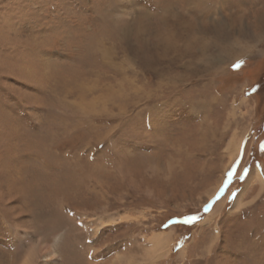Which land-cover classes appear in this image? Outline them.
<instances>
[{
  "label": "rangeland",
  "instance_id": "1",
  "mask_svg": "<svg viewBox=\"0 0 264 264\" xmlns=\"http://www.w3.org/2000/svg\"><path fill=\"white\" fill-rule=\"evenodd\" d=\"M0 264H264V0H0Z\"/></svg>",
  "mask_w": 264,
  "mask_h": 264
},
{
  "label": "bare ground",
  "instance_id": "2",
  "mask_svg": "<svg viewBox=\"0 0 264 264\" xmlns=\"http://www.w3.org/2000/svg\"><path fill=\"white\" fill-rule=\"evenodd\" d=\"M193 10V9H192ZM200 14V13H199ZM180 18V17H179ZM255 178L256 179V181L258 182V183H260V185L261 186H263V182H262V178L259 176V173H258V171L255 169V171L252 173V178ZM239 206H240V202H239V197H238V199H236V201H235V203H234V205H233V207H232V210H236V209H238L239 208ZM154 239V238H153ZM153 241V240H152ZM158 244V243H157ZM156 244V245H157ZM160 245H161V243H160ZM32 253V252H31ZM30 253V254H31ZM46 253V252H45ZM29 254V256L26 258L27 259V261L26 262H30L31 261V258H32V255H30ZM49 254V253H48ZM28 255V254H27ZM35 255V254H34Z\"/></svg>",
  "mask_w": 264,
  "mask_h": 264
},
{
  "label": "snow or ice",
  "instance_id": "3",
  "mask_svg": "<svg viewBox=\"0 0 264 264\" xmlns=\"http://www.w3.org/2000/svg\"><path fill=\"white\" fill-rule=\"evenodd\" d=\"M239 66V64H237V65H234V67H238Z\"/></svg>",
  "mask_w": 264,
  "mask_h": 264
}]
</instances>
